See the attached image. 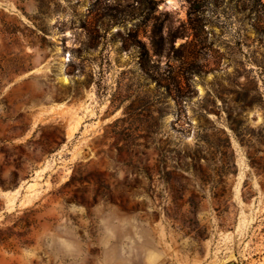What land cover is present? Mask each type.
I'll return each instance as SVG.
<instances>
[{"label": "rangeland", "instance_id": "1", "mask_svg": "<svg viewBox=\"0 0 264 264\" xmlns=\"http://www.w3.org/2000/svg\"><path fill=\"white\" fill-rule=\"evenodd\" d=\"M193 1L0 0V264H264V0Z\"/></svg>", "mask_w": 264, "mask_h": 264}, {"label": "trees", "instance_id": "2", "mask_svg": "<svg viewBox=\"0 0 264 264\" xmlns=\"http://www.w3.org/2000/svg\"><path fill=\"white\" fill-rule=\"evenodd\" d=\"M198 1L195 0L193 1V4L191 5V12H198L202 9V6H199V4L197 3ZM172 83H171V96L173 97H178L180 99L184 98V96L182 95L183 93V84H184V77L181 76L179 73H174L172 74V76L170 77ZM175 94V96H174ZM204 111L206 114H211V113H215V110H213L212 108H204ZM229 128L235 133L236 137L238 138L239 142L241 143L242 146L246 147L247 149H250L251 146H248L247 141L245 140L243 134H241L236 128L233 127L232 123L230 122V115L227 116V120H226ZM213 131L215 130V134H221L222 136H224V145L222 146V150L217 151V145L216 143L212 140V135H210L208 133V131ZM201 141H203V144L205 145V147H207V149H214V151L211 152L212 155H221V157H225V158H230L231 160L234 161L235 158V153L232 147V142H231V135L229 133V131L226 128H222V129H218L217 127H213L210 129H206L204 131V133L202 134V136L200 137ZM205 157L206 159V155L202 156Z\"/></svg>", "mask_w": 264, "mask_h": 264}, {"label": "water", "instance_id": "3", "mask_svg": "<svg viewBox=\"0 0 264 264\" xmlns=\"http://www.w3.org/2000/svg\"><path fill=\"white\" fill-rule=\"evenodd\" d=\"M229 264H237V263H235V262H230Z\"/></svg>", "mask_w": 264, "mask_h": 264}]
</instances>
